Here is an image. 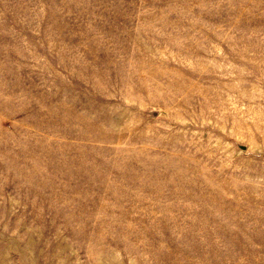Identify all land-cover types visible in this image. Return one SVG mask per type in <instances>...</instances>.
I'll list each match as a JSON object with an SVG mask.
<instances>
[{
    "label": "rangeland",
    "instance_id": "374dc122",
    "mask_svg": "<svg viewBox=\"0 0 264 264\" xmlns=\"http://www.w3.org/2000/svg\"><path fill=\"white\" fill-rule=\"evenodd\" d=\"M0 264H264V0H0Z\"/></svg>",
    "mask_w": 264,
    "mask_h": 264
}]
</instances>
